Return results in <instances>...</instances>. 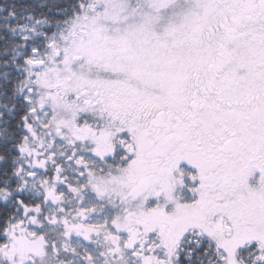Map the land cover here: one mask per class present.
<instances>
[{
	"label": "snow or ice",
	"instance_id": "6c2138e0",
	"mask_svg": "<svg viewBox=\"0 0 264 264\" xmlns=\"http://www.w3.org/2000/svg\"><path fill=\"white\" fill-rule=\"evenodd\" d=\"M0 264H264V0H0Z\"/></svg>",
	"mask_w": 264,
	"mask_h": 264
}]
</instances>
